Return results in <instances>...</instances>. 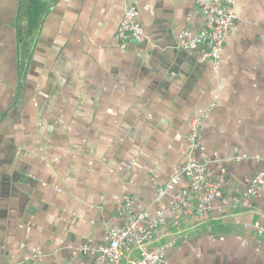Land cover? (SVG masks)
Listing matches in <instances>:
<instances>
[{
	"label": "crops",
	"instance_id": "0c3cea01",
	"mask_svg": "<svg viewBox=\"0 0 264 264\" xmlns=\"http://www.w3.org/2000/svg\"><path fill=\"white\" fill-rule=\"evenodd\" d=\"M233 1L216 66L180 47L205 28L195 0H46L25 39L29 4L0 0V264H90L125 195L155 214L162 189L170 217L201 115L197 155L223 196L172 229L162 264H264V185L241 202L264 171V0ZM131 3L146 39L122 49Z\"/></svg>",
	"mask_w": 264,
	"mask_h": 264
},
{
	"label": "built area",
	"instance_id": "2783aa9c",
	"mask_svg": "<svg viewBox=\"0 0 264 264\" xmlns=\"http://www.w3.org/2000/svg\"><path fill=\"white\" fill-rule=\"evenodd\" d=\"M195 2L205 12V28L196 34L182 30L179 34L180 47L188 52L199 49L201 59L213 60L218 66L225 41L236 25L235 3L233 0ZM116 37L122 49L127 48L129 41L142 43L146 39L145 30L138 21V9L133 3L126 8ZM202 117L196 116L192 120L187 157L174 177V180L185 177L187 185L175 194L169 208L171 216L167 217V209L162 204L165 193L162 189L158 192L155 214L138 210L136 199L125 195L117 207L120 223L108 227L107 242L96 249L90 264H162L166 261L168 247L175 246L180 238L179 234L171 231L172 227L181 229L185 220L205 217L212 210L215 200L222 198L221 183L210 176L208 164L197 155L201 145ZM263 185L264 171L251 178L241 202L246 204L256 197ZM161 230H164L166 241L155 245ZM83 252L88 253V250Z\"/></svg>",
	"mask_w": 264,
	"mask_h": 264
},
{
	"label": "trees",
	"instance_id": "16d2710c",
	"mask_svg": "<svg viewBox=\"0 0 264 264\" xmlns=\"http://www.w3.org/2000/svg\"><path fill=\"white\" fill-rule=\"evenodd\" d=\"M22 1L23 2L26 1L29 4L27 9H24V7L22 6L21 7L22 9L20 8L19 10L20 17H22V19L26 18V24L18 25V33H20L22 39H25L26 37L29 38L34 37L36 33V29L42 17V14L45 11L47 2L46 0H22ZM173 228H177V227H172V229Z\"/></svg>",
	"mask_w": 264,
	"mask_h": 264
},
{
	"label": "water",
	"instance_id": "95a60500",
	"mask_svg": "<svg viewBox=\"0 0 264 264\" xmlns=\"http://www.w3.org/2000/svg\"><path fill=\"white\" fill-rule=\"evenodd\" d=\"M54 1V0H53Z\"/></svg>",
	"mask_w": 264,
	"mask_h": 264
}]
</instances>
